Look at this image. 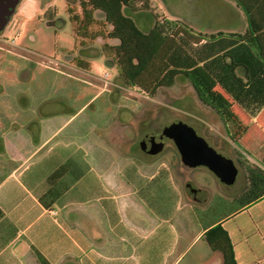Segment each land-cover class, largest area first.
Listing matches in <instances>:
<instances>
[{"label":"crops","instance_id":"0c3cea01","mask_svg":"<svg viewBox=\"0 0 264 264\" xmlns=\"http://www.w3.org/2000/svg\"><path fill=\"white\" fill-rule=\"evenodd\" d=\"M220 1L226 24L209 33L244 32L245 12L233 0ZM259 3L255 10L264 13V0ZM5 47L6 54L19 51L8 42ZM81 55L89 61L93 57ZM71 56L73 60L65 63L44 64L63 76L60 89L72 82L74 73L91 68V61L89 68H83ZM20 79L31 81L32 76L23 73ZM40 85L31 87L33 95H40L35 99L17 86L10 87L16 91L15 99L0 101V264H42L34 248L48 264H177L199 242L204 243L195 264H223V254L204 239L211 221L202 224L183 202L179 214L170 213L153 190H146L145 181L123 174L132 166L120 164V151L106 147L103 135L73 127L75 116L67 114L66 107L58 108L48 95L56 88L43 92ZM237 106L242 113L231 115L233 133L227 123L230 108L226 113L227 131L236 139L237 150L259 163L264 159V106L255 115ZM220 221L238 264H264V196L234 208Z\"/></svg>","mask_w":264,"mask_h":264},{"label":"rangeland","instance_id":"374dc122","mask_svg":"<svg viewBox=\"0 0 264 264\" xmlns=\"http://www.w3.org/2000/svg\"><path fill=\"white\" fill-rule=\"evenodd\" d=\"M143 1L135 0V9H127L143 29L150 28L156 16L180 17L208 32L225 26L227 21L220 0H149L147 5ZM69 5L82 13L80 0H21L4 31L7 42L19 51L17 54H6L7 50L0 53V101L15 99L16 91L12 92L10 87L27 90L31 99L40 96L38 92L31 93L34 85L41 84L43 92L56 88L48 95L57 101L58 108L66 107L67 114L71 112L75 116L73 127L78 126L90 135H103L106 147L120 151V164L127 162L132 166L130 172L123 174L130 173V178L145 181L146 190H153L154 197L158 196V201H162L170 213L179 214V202H183L199 215L202 224L228 215L236 207L234 199L245 186L247 177L237 160L238 146L219 114L199 99L191 82L182 75L177 76L172 87L161 88L154 97L140 87L127 86L118 74V67L109 65L105 55H99L104 37L87 36L83 46L87 49L78 46ZM102 23H93L88 35L106 33L109 26ZM81 52L93 54L90 70L74 73L72 82L60 89L63 76L44 68V64L65 63L68 58L73 60L70 54L78 56ZM23 73L32 76V80L20 79ZM216 90L226 103L232 104V99L220 86ZM41 96L45 97L46 93ZM236 111L242 113L237 104L230 106V118L227 116L232 133L231 115ZM180 120L193 126L220 153L234 159L239 168L234 184L223 183L205 166L188 167L182 162L175 143L162 135L166 125ZM150 139L163 142L164 148L156 154L146 153L141 146ZM249 153L256 158L254 152ZM154 173L156 176L150 180ZM188 226L194 231L192 224ZM203 243L194 244L177 264H195V255Z\"/></svg>","mask_w":264,"mask_h":264},{"label":"trees","instance_id":"16d2710c","mask_svg":"<svg viewBox=\"0 0 264 264\" xmlns=\"http://www.w3.org/2000/svg\"><path fill=\"white\" fill-rule=\"evenodd\" d=\"M233 1L247 16L244 32L209 33L182 18L157 16L152 28L145 30L127 12L128 8L135 9V0H80L81 14L70 5L68 10L78 46L85 45L87 36L104 37L101 54L109 65L118 67L127 86L140 87L154 97L161 88L172 87L177 76L182 75L191 82L199 99L219 114L228 130L226 113L231 105L217 92V86L250 115L264 106V13L255 10L261 0ZM143 2L147 5L149 0ZM99 21L107 24L109 30L88 35L89 27ZM74 60L80 67H90V61L81 54ZM237 160L245 170L247 182L234 199L235 208L264 196V159L254 163L238 151ZM220 220L205 227L204 239L223 254V264H238L232 240ZM34 251L42 264H48L40 251Z\"/></svg>","mask_w":264,"mask_h":264},{"label":"water","instance_id":"95a60500","mask_svg":"<svg viewBox=\"0 0 264 264\" xmlns=\"http://www.w3.org/2000/svg\"><path fill=\"white\" fill-rule=\"evenodd\" d=\"M18 0H0V20L6 22V15L14 12ZM162 135L171 139L177 146L182 162L188 167L205 166L225 184H234L239 168L233 158L220 153L207 139L198 134L190 124L173 121L162 130ZM149 154H156L164 148V143L150 139L142 144Z\"/></svg>","mask_w":264,"mask_h":264},{"label":"flooded vegetation","instance_id":"af4514ba","mask_svg":"<svg viewBox=\"0 0 264 264\" xmlns=\"http://www.w3.org/2000/svg\"><path fill=\"white\" fill-rule=\"evenodd\" d=\"M21 0H18L16 3L14 12L10 15H6V22L3 24V21L0 20V53H3L6 49L5 43L7 42V39L4 36V31L6 27L8 26L13 14L16 12L17 7L20 5ZM158 142V140H156Z\"/></svg>","mask_w":264,"mask_h":264}]
</instances>
